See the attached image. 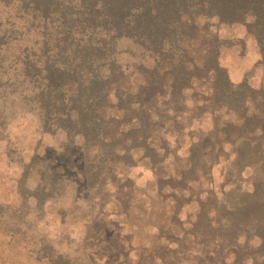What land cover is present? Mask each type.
I'll list each match as a JSON object with an SVG mask.
<instances>
[{
    "label": "rangeland",
    "instance_id": "rangeland-1",
    "mask_svg": "<svg viewBox=\"0 0 264 264\" xmlns=\"http://www.w3.org/2000/svg\"><path fill=\"white\" fill-rule=\"evenodd\" d=\"M193 26L188 59L201 67L216 36L230 81L264 89V60L245 24L212 18ZM119 59L133 70L134 58ZM169 62L156 65L163 82L150 97L136 71L111 83L95 113L102 125H90L87 138L47 120L52 105H40L27 81L0 89V264H50V253L71 264H191L187 252L200 254L192 223L211 235L235 223L254 233L264 218L262 95L252 93L244 113L228 108L202 73L174 91ZM125 90L132 104L119 99ZM99 128L107 132L101 141L91 136ZM240 252L223 249L204 264H264V255Z\"/></svg>",
    "mask_w": 264,
    "mask_h": 264
},
{
    "label": "trees",
    "instance_id": "trees-1",
    "mask_svg": "<svg viewBox=\"0 0 264 264\" xmlns=\"http://www.w3.org/2000/svg\"><path fill=\"white\" fill-rule=\"evenodd\" d=\"M212 18L223 24H245L260 49V63L264 60V0H0V89L12 92V83L27 81L40 105H52L54 116L45 113L47 120L67 122L68 131L87 138L90 125L94 124V130L95 124L102 125L103 119L95 113L108 103L111 83L128 79L136 71L146 82L144 98L150 97L153 83L163 82L156 65L170 61L174 91L202 73L210 77L215 99L244 113L247 98H256L252 93H261L264 103V89L255 92L247 79L238 84L230 81L218 63L216 36L201 67L187 57L184 44L195 40L196 20ZM124 54L135 59L132 71L120 68L119 57ZM123 96L132 104L133 97L126 90L118 95L119 99ZM66 105L70 106L67 110ZM243 116L250 125L252 116ZM91 136L101 141L107 132L99 128ZM235 219L239 220L237 215ZM195 225L190 233L200 254L187 252L191 264L211 262L223 249L235 251L237 258L242 256L240 250L254 257L264 255V218L257 219L252 235L239 223L232 230L221 224V231L214 235L200 232ZM240 238L242 243L237 245ZM44 256L50 264H71L62 254Z\"/></svg>",
    "mask_w": 264,
    "mask_h": 264
}]
</instances>
